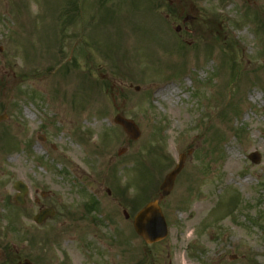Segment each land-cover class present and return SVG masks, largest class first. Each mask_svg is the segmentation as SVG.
<instances>
[{
	"label": "rangeland",
	"instance_id": "374dc122",
	"mask_svg": "<svg viewBox=\"0 0 264 264\" xmlns=\"http://www.w3.org/2000/svg\"><path fill=\"white\" fill-rule=\"evenodd\" d=\"M0 114V264H264V0H0Z\"/></svg>",
	"mask_w": 264,
	"mask_h": 264
},
{
	"label": "water",
	"instance_id": "95a60500",
	"mask_svg": "<svg viewBox=\"0 0 264 264\" xmlns=\"http://www.w3.org/2000/svg\"><path fill=\"white\" fill-rule=\"evenodd\" d=\"M179 28H177L178 30ZM138 90V87L136 88ZM4 118V115L0 116V120ZM114 122L121 125L123 130L132 138L137 139L140 132L134 122L130 119L124 118L120 115L114 117ZM252 162L259 161V155L257 152H252L249 155ZM183 155H181L178 166L171 172H169L163 182L160 185L162 196L167 195L173 186V182L176 174L180 171L182 166ZM14 188L19 191L15 196V200L19 204H24V195L27 192L26 186L22 182H16ZM53 211L45 209L40 211L35 217L34 221L37 223L42 222L44 219L51 217ZM125 216L128 215L125 213ZM133 226L138 235H140L147 243H153L159 241L167 235V225L157 201L149 202L144 208H142L134 217ZM22 264H30L29 262H23Z\"/></svg>",
	"mask_w": 264,
	"mask_h": 264
},
{
	"label": "flooded vegetation",
	"instance_id": "af4514ba",
	"mask_svg": "<svg viewBox=\"0 0 264 264\" xmlns=\"http://www.w3.org/2000/svg\"><path fill=\"white\" fill-rule=\"evenodd\" d=\"M108 129H109V117H108ZM170 253H150L145 255L143 259V264H146V260H148V264H172V260L169 259ZM164 257V258H163ZM166 257V258H165ZM164 261V262H163Z\"/></svg>",
	"mask_w": 264,
	"mask_h": 264
},
{
	"label": "bare ground",
	"instance_id": "6f19581e",
	"mask_svg": "<svg viewBox=\"0 0 264 264\" xmlns=\"http://www.w3.org/2000/svg\"><path fill=\"white\" fill-rule=\"evenodd\" d=\"M209 23H211L212 24V22L210 21ZM216 30H218V31H221L222 30V24H220V23H217V25H216V28H215ZM165 90L167 91V94H170V93H172L173 92V87H165ZM37 150H39V149H37ZM73 153H74V151H72Z\"/></svg>",
	"mask_w": 264,
	"mask_h": 264
},
{
	"label": "trees",
	"instance_id": "16d2710c",
	"mask_svg": "<svg viewBox=\"0 0 264 264\" xmlns=\"http://www.w3.org/2000/svg\"><path fill=\"white\" fill-rule=\"evenodd\" d=\"M233 201H234V204H238V202H239V199H238V197H237V196H235V197H234V199H233ZM259 216H260V214H259Z\"/></svg>",
	"mask_w": 264,
	"mask_h": 264
}]
</instances>
